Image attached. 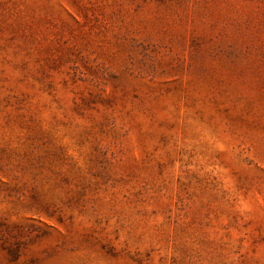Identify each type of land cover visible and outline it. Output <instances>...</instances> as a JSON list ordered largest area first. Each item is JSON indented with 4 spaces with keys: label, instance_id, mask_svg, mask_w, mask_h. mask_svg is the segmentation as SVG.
<instances>
[{
    "label": "rangeland",
    "instance_id": "rangeland-1",
    "mask_svg": "<svg viewBox=\"0 0 264 264\" xmlns=\"http://www.w3.org/2000/svg\"><path fill=\"white\" fill-rule=\"evenodd\" d=\"M0 264H264V0H0Z\"/></svg>",
    "mask_w": 264,
    "mask_h": 264
}]
</instances>
